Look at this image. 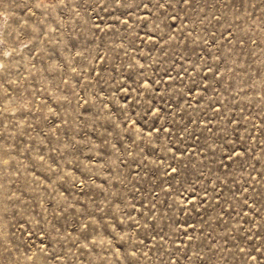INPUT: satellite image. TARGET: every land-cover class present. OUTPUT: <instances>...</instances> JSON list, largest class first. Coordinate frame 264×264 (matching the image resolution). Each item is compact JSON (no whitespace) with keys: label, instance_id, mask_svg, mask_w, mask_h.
Instances as JSON below:
<instances>
[{"label":"rangeland","instance_id":"374dc122","mask_svg":"<svg viewBox=\"0 0 264 264\" xmlns=\"http://www.w3.org/2000/svg\"><path fill=\"white\" fill-rule=\"evenodd\" d=\"M0 264H264V0H0Z\"/></svg>","mask_w":264,"mask_h":264},{"label":"snow or ice","instance_id":"6c2138e0","mask_svg":"<svg viewBox=\"0 0 264 264\" xmlns=\"http://www.w3.org/2000/svg\"><path fill=\"white\" fill-rule=\"evenodd\" d=\"M173 171H175V169H173Z\"/></svg>","mask_w":264,"mask_h":264}]
</instances>
